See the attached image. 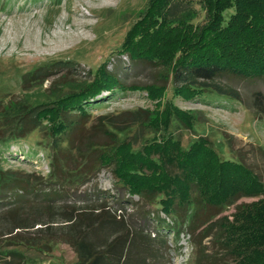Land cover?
Instances as JSON below:
<instances>
[{
  "label": "rangeland",
  "instance_id": "rangeland-1",
  "mask_svg": "<svg viewBox=\"0 0 264 264\" xmlns=\"http://www.w3.org/2000/svg\"><path fill=\"white\" fill-rule=\"evenodd\" d=\"M151 1L0 0V107L16 100L22 103L20 108L26 110L75 91L105 72L114 74L119 82V86L110 90L103 88L90 97L91 104L87 115L80 119L85 121L80 128L54 138L48 129L52 119L46 117L40 127L24 137L7 139L0 145V167L27 176L35 201H46L50 197L55 203L82 205L86 200L99 203L104 198L109 206L113 205L112 200L122 201V205L145 202L143 207L152 218L149 221V229L154 230L151 236L155 235L156 242L162 240L161 245L155 243L158 250L148 258L149 264H233L234 257L224 244L219 222L223 217L231 219L242 205L255 212L262 195L241 196L224 205L220 214L206 224L194 223L193 229L188 225L190 217L183 210H179L173 219L160 211L156 201L147 203L138 196H129L113 175L111 166L98 163L101 147L86 149L88 142H108L102 131L107 116L136 112L138 118L134 124L116 131L117 141L129 140L133 150H138L154 136L164 135L187 149L203 139L210 143L221 160L243 162L264 184V114L253 108L257 92L262 94L264 101V76L223 78V82L238 89L240 100L218 95L209 89L194 97L182 96L174 88L168 70L159 64L131 60L124 49L126 46L123 47L130 36L136 39L139 33L156 24L149 17L146 27L139 26L135 30L145 19ZM171 11L175 15H188L195 26L207 21L203 0H171ZM230 12L232 10H228L226 16ZM152 83L165 88L151 89L147 94L143 86ZM132 85L133 88H129ZM20 108L11 109L10 115L17 114ZM166 109L172 111L164 126L158 115ZM74 113V120L81 118L77 111ZM2 123L4 120L0 115V131L8 133L9 126L3 127ZM86 137H89L88 141ZM71 138H75L74 145L85 141L82 151L71 148ZM54 157L57 168L52 172ZM81 167L89 172L80 178L77 175L81 173ZM196 195L194 192L192 197L196 198ZM127 210L132 209L129 206ZM158 218L166 220L167 226L163 229L156 227L160 225ZM2 244L0 241L2 254L7 250L21 254L14 256L8 264L77 262L74 249L60 240L50 241L45 250Z\"/></svg>",
  "mask_w": 264,
  "mask_h": 264
},
{
  "label": "trees",
  "instance_id": "trees-1",
  "mask_svg": "<svg viewBox=\"0 0 264 264\" xmlns=\"http://www.w3.org/2000/svg\"><path fill=\"white\" fill-rule=\"evenodd\" d=\"M203 6L207 21L195 26L188 15L173 14L171 0H152L145 19L135 30L139 26L146 27L149 17L156 24L143 33L136 32L139 33L136 39L130 36L123 47L126 46L124 49L131 60L159 64L168 70L174 88L182 96L194 97L209 89L240 100L238 89L223 82V78L264 76V0H203ZM228 10L232 12L226 16ZM117 85V77L105 72L75 91L26 110L20 108L21 102L11 101L0 107L2 126H9L8 133L0 131V145L7 139L24 137L40 127L46 117L52 119L48 129L54 138L80 128L85 122L80 119L87 115L91 104L90 97L103 88L110 90ZM143 87L147 94L151 89L165 88L154 83ZM17 107L20 111L10 115L9 111ZM253 108L264 114L260 92L254 96ZM166 110L158 115L164 126L172 111ZM75 111L81 118L74 120ZM135 115L136 112H124L115 117L107 116L102 131L108 142H88L86 149L101 147L98 163L111 166L113 175L129 196H138L147 203L156 201L160 211L173 219L183 210L190 217L188 225L193 229L195 224H206L218 216L224 205L241 196L262 195L255 212L242 205L231 219L223 217L219 224L224 244L234 257L233 264H264V184L259 176L241 161L221 160L203 139L184 149L170 136H154L140 149L133 150L131 141H117L115 133L134 124L138 118ZM74 140H69L71 148L82 151L85 141L74 145ZM55 157L53 166L57 161ZM55 168L57 164L52 172ZM80 169L77 175L80 178L89 172ZM30 191L27 176L0 167V241L3 246L23 245L45 250L50 241L60 240L74 249L76 264H149L148 258L158 250L155 243H162V240L156 242L155 235L151 236L154 230L149 229V221L152 218L143 207L145 202L122 205V201L111 199L113 205L109 206L103 198L102 202L86 200L82 205L55 203L50 197L46 201H35ZM194 192L196 198L192 197ZM158 220L160 225L156 227L167 226L164 218ZM16 255L21 254L14 250L0 252V264H8ZM7 256L9 260L4 258Z\"/></svg>",
  "mask_w": 264,
  "mask_h": 264
}]
</instances>
